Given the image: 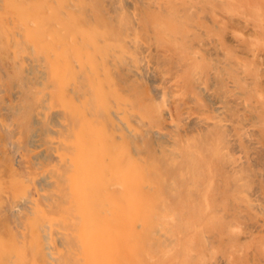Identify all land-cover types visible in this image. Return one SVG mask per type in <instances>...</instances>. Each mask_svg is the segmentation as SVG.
<instances>
[{
	"label": "bare ground",
	"instance_id": "6f19581e",
	"mask_svg": "<svg viewBox=\"0 0 264 264\" xmlns=\"http://www.w3.org/2000/svg\"><path fill=\"white\" fill-rule=\"evenodd\" d=\"M90 1L0 0V30L22 29L50 60L35 61L43 87H28L36 98L28 95L17 117L3 110L10 69L0 65V264H198L208 236L200 224L216 221L213 189L201 188L205 157L228 156L218 145L206 153L199 140L182 154L171 151L178 163L169 157L161 91L144 79L147 61H110L120 49L115 41L142 48L128 34L140 21L108 17L109 8ZM260 7L264 14V0ZM160 10L164 18L152 21L159 34L195 26L167 1ZM59 45L79 52L70 56ZM48 108L62 118L54 131L63 138L39 143L32 126L48 129ZM176 238L179 252L167 247Z\"/></svg>",
	"mask_w": 264,
	"mask_h": 264
},
{
	"label": "rangeland",
	"instance_id": "374dc122",
	"mask_svg": "<svg viewBox=\"0 0 264 264\" xmlns=\"http://www.w3.org/2000/svg\"><path fill=\"white\" fill-rule=\"evenodd\" d=\"M166 1L180 10L183 21L192 20L195 25L184 35L169 37L163 32L159 34L153 26V20L164 18L160 9ZM94 2L109 8V11L103 10L108 17L125 14L140 21L137 27L128 29V34L139 38L142 48L136 51L123 41H115L120 49L110 61H121V57L123 61H147L144 79L161 91L159 122L163 137L171 140L167 141L169 157L178 163L181 155L171 151L182 154L187 145H197L199 140H205L199 149L206 153L218 145L228 156L222 162L205 157L210 170L201 188L210 185L213 189L210 214L216 221L214 225L206 223L207 220L200 224L208 236L200 239V254L205 258L197 260L198 264H264V14L261 0H94L90 4L93 6ZM4 14L0 10V15ZM1 28L0 65L4 61L3 67L10 69L9 87L3 100L7 108L3 110L17 117L19 112L23 113L27 96L36 98L33 89L27 91L28 87H43L44 69L35 61L50 60L45 56L46 48L30 47L22 29ZM67 46L70 53L63 45L57 51L74 55L77 50ZM17 108L20 109L17 111ZM5 117L10 119L8 113ZM44 118L52 122L46 131L40 123L32 126L35 140L40 143L43 140L39 139L47 136L53 141L62 139L55 132L62 118L54 108L46 109ZM233 179L240 184V193L235 191ZM242 196H247V200ZM179 243L176 238L167 247L179 252ZM191 259L196 262V258Z\"/></svg>",
	"mask_w": 264,
	"mask_h": 264
}]
</instances>
